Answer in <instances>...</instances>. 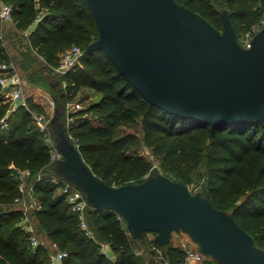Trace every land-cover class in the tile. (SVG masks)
<instances>
[{
  "label": "trees",
  "instance_id": "1",
  "mask_svg": "<svg viewBox=\"0 0 264 264\" xmlns=\"http://www.w3.org/2000/svg\"><path fill=\"white\" fill-rule=\"evenodd\" d=\"M176 1L220 31V14L227 10L239 43L241 35L252 32L264 19L259 0ZM0 2L11 6L16 32L30 29L27 54L36 55L38 59L33 61L41 65L29 78L51 95L58 112L56 122L68 127L81 157L99 179L118 187L159 174L140 155L129 151L128 147L136 142L134 135L115 136L121 126L139 123L143 144L161 158L168 170L165 176L189 188L191 180L183 164L187 154L199 158L207 167L200 193L216 208L232 213L255 245L264 249V121L211 127L149 104L102 51L84 53L87 45L98 38L85 0ZM72 45L83 51L79 65L59 78L52 77L61 53ZM11 60L0 37V63L10 64ZM85 87L100 93V98L70 111L72 121L67 124L66 105ZM11 106L0 93V264L49 263L50 248L31 244L30 233L23 228L25 218L58 251L66 253L60 264H146L136 254L142 246H148L147 259L153 262L162 264L157 249L170 264L183 261L181 246L157 245L153 238L147 239V234L142 240L132 239L125 222L112 210L89 206L85 212L87 230L81 229L77 214L70 210L64 196L56 193L58 186L51 182L55 162L50 159V147L27 111L41 112L42 107L27 102L12 111ZM19 171L27 172L26 188L38 202L30 214L12 206L20 193ZM103 244L112 252V260L102 252Z\"/></svg>",
  "mask_w": 264,
  "mask_h": 264
},
{
  "label": "water",
  "instance_id": "2",
  "mask_svg": "<svg viewBox=\"0 0 264 264\" xmlns=\"http://www.w3.org/2000/svg\"><path fill=\"white\" fill-rule=\"evenodd\" d=\"M85 1L98 38L84 53L102 51L149 104L211 127L264 121V25L244 48L227 10L220 31L176 0ZM57 115L54 110L51 124L63 159L54 174L75 185L92 209L116 212L132 239L152 233L155 244L166 246L173 233L183 232L218 264H264V249L232 213L185 184L155 174L136 184L106 185Z\"/></svg>",
  "mask_w": 264,
  "mask_h": 264
},
{
  "label": "rangeland",
  "instance_id": "3",
  "mask_svg": "<svg viewBox=\"0 0 264 264\" xmlns=\"http://www.w3.org/2000/svg\"><path fill=\"white\" fill-rule=\"evenodd\" d=\"M29 32L30 29L25 30L24 32H16L11 21L6 22L0 19V37L2 38V42L5 46L7 54L12 59L10 64L13 67V70L17 74L18 78L20 79L22 87L21 99L17 101H5L11 103L12 111L15 110L19 105H26L27 102L40 105L43 110L37 113L39 115H42L44 123L46 124V129L43 132L40 130L39 131L45 137L47 145L49 147H52L55 146V139L51 126V121L54 117L55 103L51 95L46 90L40 87L37 83L31 81V79L29 78L30 73L39 71L41 65L38 62L33 61V59H38L36 55L27 54L26 43ZM239 39L240 41H242L244 39V35H241ZM50 75L52 77L53 75H56L59 78L62 74L53 70ZM99 98L100 93L92 90L91 88H82L77 94L76 98L66 105L65 119L68 122L67 124H69V121H72V119L68 117V113L72 111V105L79 104L80 108L86 107ZM32 124L36 128H38V125L34 121H32ZM127 134H132L136 137L135 144L128 147L131 153L140 155L146 162L152 165V168L155 172L163 175L168 173V170L163 165L161 158L154 155L149 148L144 146L139 123L125 124L121 126L116 130L115 136L119 137ZM182 169L190 177L191 183L189 185V190L192 193L201 192L207 175V167L205 163L200 161L196 156L187 154ZM26 190L23 193H19V195L15 199L14 205L12 206L14 208H22L26 212V214H30L31 210L37 207L38 202L35 198V195L32 192L30 195H27ZM56 193H58V189H56ZM27 220L28 223L31 222L30 219ZM33 236L37 241H42L35 230ZM146 237L148 240H150L153 238V234L147 233ZM170 243L178 246H188L192 244V240L187 234L178 232L171 235ZM44 244L45 246H48L47 242H45ZM49 252L52 255H55L57 253V251L51 247L49 249ZM136 254L140 255L141 259H143L146 264H159L158 262H156V260L153 262V260L147 259L150 255L148 246L138 247ZM204 257V264H218L211 260L209 256ZM206 260L210 261V263H205ZM48 264H51V259Z\"/></svg>",
  "mask_w": 264,
  "mask_h": 264
},
{
  "label": "built area",
  "instance_id": "4",
  "mask_svg": "<svg viewBox=\"0 0 264 264\" xmlns=\"http://www.w3.org/2000/svg\"><path fill=\"white\" fill-rule=\"evenodd\" d=\"M0 19L2 21H11V6L0 2ZM264 25V19L261 20L260 24L253 28L252 32H248L244 35V39L240 41V45L244 48H250L251 39L253 35ZM83 54L82 49L77 45H72L70 48L65 50L60 55V61L57 67L54 68V71L65 74L68 71L74 69L80 63V58ZM0 93L4 100L17 101L22 98V87L20 79L13 70L11 64L0 63ZM25 105V104H22ZM27 108V106H25ZM79 104L72 105V111L79 109ZM27 111L31 115L33 121L38 125L40 131L46 129V124L42 118V115H39L37 112L32 111L27 108ZM50 159L52 162H57L63 159V155L56 149L55 146L50 147L49 150ZM26 176L27 172L19 171L18 178L19 191L25 192L26 190ZM51 182L58 186L59 194L63 195L65 201L68 203L70 210L77 214L80 220V228L87 230V224L85 220V212L89 208V204L83 195V193L73 184L66 182L59 176H52ZM30 189L26 190V194L30 195ZM31 244L36 246L38 244H43L36 240L34 236L30 237ZM52 248L57 251L55 255L52 256V264L55 262H60L65 256L64 251H58L55 244H51ZM184 251L183 261L179 264H203L204 255L199 251L198 246L192 241L191 245H183ZM157 258L162 261V264H170L163 256L159 249L156 250Z\"/></svg>",
  "mask_w": 264,
  "mask_h": 264
},
{
  "label": "crops",
  "instance_id": "5",
  "mask_svg": "<svg viewBox=\"0 0 264 264\" xmlns=\"http://www.w3.org/2000/svg\"><path fill=\"white\" fill-rule=\"evenodd\" d=\"M59 193V192H58ZM23 227H24V230L27 231L28 233H30V237H32L34 235V230L36 231V229L34 228L33 226V223H28V220L27 218H25V220L23 221ZM37 232V231H36ZM38 233V232H37ZM39 237L41 238V242L44 244L45 242L48 243V247L52 248V245L51 243H49V241H47L45 238H44V235L41 234V233H38ZM175 246H178V245H175ZM183 246V245H182ZM181 246V247H182ZM101 250L102 252L108 257L109 260H112L114 258L112 252L110 251L109 247L107 245H102L101 247ZM52 254L49 253V261L50 259L52 258ZM52 259H51V264H52ZM55 264H60V262H55ZM204 264V263H203Z\"/></svg>",
  "mask_w": 264,
  "mask_h": 264
}]
</instances>
